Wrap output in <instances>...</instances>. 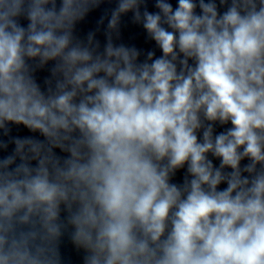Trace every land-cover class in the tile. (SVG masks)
Instances as JSON below:
<instances>
[{
    "label": "clouds",
    "instance_id": "obj_1",
    "mask_svg": "<svg viewBox=\"0 0 264 264\" xmlns=\"http://www.w3.org/2000/svg\"><path fill=\"white\" fill-rule=\"evenodd\" d=\"M0 264H264V0H0Z\"/></svg>",
    "mask_w": 264,
    "mask_h": 264
}]
</instances>
